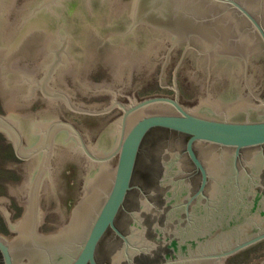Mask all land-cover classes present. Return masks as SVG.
Returning <instances> with one entry per match:
<instances>
[{"label":"water","instance_id":"1","mask_svg":"<svg viewBox=\"0 0 264 264\" xmlns=\"http://www.w3.org/2000/svg\"><path fill=\"white\" fill-rule=\"evenodd\" d=\"M185 60L196 106L181 102ZM96 61L113 79L82 76ZM162 63L174 97L122 102L133 72ZM0 84V134L26 160L18 223L0 199L18 234L0 236V264H223L264 239V0H0ZM117 107L93 141L62 119ZM68 160L83 177L72 227L57 193ZM45 197L60 236L41 233Z\"/></svg>","mask_w":264,"mask_h":264},{"label":"rangeland","instance_id":"2","mask_svg":"<svg viewBox=\"0 0 264 264\" xmlns=\"http://www.w3.org/2000/svg\"><path fill=\"white\" fill-rule=\"evenodd\" d=\"M163 63L149 72H133L131 92L122 95V102L128 104V96L136 94L140 99L152 95H164L172 97L175 95V89L162 87L161 80ZM189 70H197L192 61L184 63V73L181 91V102L192 106L199 105L201 102V91L198 81H192V75H189ZM82 76H86L88 82L104 83L113 79L112 63L102 64L96 61V68L91 66V73L86 66H82ZM0 114L6 116V110L3 100V94L0 84ZM121 116V111L118 108L103 116H85V115H62V119L71 121L75 126L79 127L80 133L91 130V141L97 138L110 126L106 123L113 121ZM6 132L0 134V141H7ZM12 154L8 162H3L0 159V180L3 179L4 184L0 185V199L8 202L5 203L10 213V208L16 210V213L11 217L12 221L17 222L22 216L26 206L17 203L10 187L18 188L25 181L26 162L18 159L15 151L14 143L11 142ZM80 176V166H75V160H68L66 170L63 173L57 174V193H62L61 209L65 219L70 218L73 208L76 206L77 199L82 196L83 177ZM58 197L46 202V197L39 203L42 204V213L52 211L51 214H45L42 223V234L55 233L59 229L56 204ZM0 234L8 238V244L15 242L16 234L9 231L2 215L0 214ZM18 237V235H17ZM17 239V238H16ZM242 251V250H241ZM240 251V252H241ZM264 259V242L256 244L245 251H242L232 259H225L223 264H258ZM260 264H264V261Z\"/></svg>","mask_w":264,"mask_h":264},{"label":"flooded vegetation","instance_id":"3","mask_svg":"<svg viewBox=\"0 0 264 264\" xmlns=\"http://www.w3.org/2000/svg\"><path fill=\"white\" fill-rule=\"evenodd\" d=\"M172 97H174V96H172ZM118 109H120V111H121V113H122V110H121V108H119V107H117ZM120 118V117H119ZM119 118H117V119H115V120H113V121H110V122H107L106 121V125L108 124L109 126H112L115 122H117L118 121V119ZM5 136V135H4ZM5 138H6V136H5ZM11 144V142L10 141H5L4 143L3 142H1L0 141V159L2 158V160H3V162L5 163V162H8V161H10V159H11V154H12V151H11V148L9 147V146H11L12 147V145H10ZM14 148V147H13ZM15 149V148H14ZM18 159H20V160H23V161H25L26 162V160H24V159H21V158H18ZM4 184V181H3V179L2 180H0V185L2 186ZM82 198V197H81ZM80 198V199H81ZM16 213V210H13V209H11L10 208V217H12L14 214ZM66 220V223L68 224V222H69V220H70V218L68 217V219H65ZM19 221V220H18ZM18 221H17V223H18ZM41 229H42V227H41ZM10 231V230H9ZM42 231V230H41ZM60 231V229H58L55 233H57V232H59ZM54 233V234H55ZM50 234H53V233H50ZM43 236H46V235H49V234H42ZM0 236L1 237H3L1 234H0ZM16 238H17V234H16ZM15 238V239H16ZM261 242H264V239L263 240H261V241H259V242H256V243H254V244H252V245H250V246H248V247H246V248H244V249H242V251H245L246 249H248V248H250V247H254L256 244H258V243H261ZM241 250H239L238 252H236V253H234V254H232V255H230V256H228L227 258H229V259H232L233 257H235L236 255H238L239 253H241L240 252ZM226 258V259H227ZM225 261V260H224Z\"/></svg>","mask_w":264,"mask_h":264},{"label":"bare ground","instance_id":"4","mask_svg":"<svg viewBox=\"0 0 264 264\" xmlns=\"http://www.w3.org/2000/svg\"><path fill=\"white\" fill-rule=\"evenodd\" d=\"M80 200L83 201L82 198H81ZM74 213H75V209H74L73 212L71 213L70 220H69V222H68V224H67L68 227H72L73 218H74ZM17 235H18V234H17ZM57 236H60V232L58 233ZM16 241H18V237H17V239H15V242H16Z\"/></svg>","mask_w":264,"mask_h":264}]
</instances>
